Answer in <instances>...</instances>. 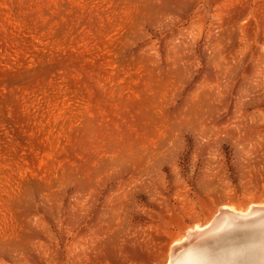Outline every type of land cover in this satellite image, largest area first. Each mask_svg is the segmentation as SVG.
I'll use <instances>...</instances> for the list:
<instances>
[{
  "label": "rangeland",
  "instance_id": "rangeland-1",
  "mask_svg": "<svg viewBox=\"0 0 264 264\" xmlns=\"http://www.w3.org/2000/svg\"><path fill=\"white\" fill-rule=\"evenodd\" d=\"M253 205L264 0H0V264H169Z\"/></svg>",
  "mask_w": 264,
  "mask_h": 264
},
{
  "label": "bare ground",
  "instance_id": "bare-ground-1",
  "mask_svg": "<svg viewBox=\"0 0 264 264\" xmlns=\"http://www.w3.org/2000/svg\"><path fill=\"white\" fill-rule=\"evenodd\" d=\"M259 207H263V206L260 205ZM225 208L226 207H224L223 209H225ZM256 213H257V211L254 208H251L250 210H248L246 212H244V211L243 212L242 211L237 212V210H235V209L233 210L232 207H230V208L227 207L224 212H221L220 215L218 214L219 215L218 218L214 220V222L212 223L210 228L208 227L207 230L212 232V234H213V231H219V230H221L222 232L223 231L225 232V231L235 227L236 225H238L239 221H242L244 219H248V218L252 217L253 215H255ZM198 228H200V227H198ZM198 228L196 227V229L194 230V232L197 231L198 234H194V232H193V234L188 232L189 233L187 235L188 241H186V242L190 243L189 240L192 239V237L194 235H198V237H199V235L201 236V234L204 237L207 236L204 233L205 231H203V233L201 232L203 229L199 232L197 230ZM209 233H207V234L209 235ZM211 236H213V235H211ZM195 237L196 236H194V238ZM200 239H201V237H200ZM205 239L206 238H204V240ZM195 240L197 241V239H195ZM204 240H203V242H204ZM198 241H199V239H198ZM191 242H193V241H191ZM181 244H183V242ZM200 244H202V243H200ZM259 245H261V247H259L260 251L262 252L261 256L264 258V255H263L264 242H261V244H259ZM177 246H179V243ZM221 249H224V248H213V247H211V248H207V247L197 248L195 246H190V247L183 249L182 252L179 253V255H177L175 252L172 253V257H171L172 260L170 261L169 264H245L244 253H245L246 247L230 248L227 250L226 249L221 250ZM217 250H219V251H217Z\"/></svg>",
  "mask_w": 264,
  "mask_h": 264
},
{
  "label": "water",
  "instance_id": "water-1",
  "mask_svg": "<svg viewBox=\"0 0 264 264\" xmlns=\"http://www.w3.org/2000/svg\"><path fill=\"white\" fill-rule=\"evenodd\" d=\"M251 208L256 209L257 213L255 215H253L248 219L239 221L238 225L225 232H230L234 230L242 223H247V224L251 223L252 228H254L253 231L251 233L242 236V240L228 241L227 239H223L222 241L216 243V246L213 248H224L227 250L230 248L246 247L244 253L245 264H264V258L261 256L262 252L260 251L259 248L261 247V245L259 244H261V242H264V206L263 207L253 206ZM225 210L226 209H223L221 212H224ZM174 252L176 253L175 249H173L172 253ZM263 255H264V251H263Z\"/></svg>",
  "mask_w": 264,
  "mask_h": 264
}]
</instances>
